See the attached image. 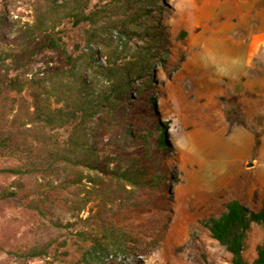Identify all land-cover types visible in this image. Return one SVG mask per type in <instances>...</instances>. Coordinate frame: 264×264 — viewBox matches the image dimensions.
<instances>
[{
  "label": "rangeland",
  "instance_id": "374dc122",
  "mask_svg": "<svg viewBox=\"0 0 264 264\" xmlns=\"http://www.w3.org/2000/svg\"><path fill=\"white\" fill-rule=\"evenodd\" d=\"M46 1L66 6L72 0ZM9 2L0 31L3 43L12 46L32 22L36 0ZM82 2L102 9L94 55L99 66L80 60L84 93L99 106L82 132L85 144L98 139L102 130L105 138L121 137L117 101L105 97L111 93L109 65L123 70L135 85L125 91L132 106L121 101L134 139L145 131L146 119L138 112L146 92L154 108L148 118L164 128L168 147L159 158V168L165 169L161 192L124 186L109 173L87 166L60 164L41 175L0 153V186L14 189L20 182L30 198L39 189L54 191L41 217L21 206H1L0 264L10 247H29L41 230L58 241L52 257L60 258L55 248L73 251L77 231L94 234L98 229L89 218L101 209L106 219L116 215L127 231L113 264H229L230 254L209 236L206 222L219 217L232 200L251 210L264 203V50L252 47L264 28V0H131L128 8L110 0ZM141 11L149 15L135 19ZM130 19L135 20L128 23ZM84 37L70 32L69 40ZM81 47L75 56L81 55ZM34 59L30 72L45 75L60 64L48 52ZM145 65L153 71H144ZM70 132L71 127H64L49 133L66 141ZM115 163L108 160L106 170ZM18 165L20 174L3 171ZM55 222L62 229L54 228ZM261 238V228L252 226L243 252L246 261L255 257ZM46 259L25 264H47ZM10 260L17 262L15 257Z\"/></svg>",
  "mask_w": 264,
  "mask_h": 264
},
{
  "label": "trees",
  "instance_id": "16d2710c",
  "mask_svg": "<svg viewBox=\"0 0 264 264\" xmlns=\"http://www.w3.org/2000/svg\"><path fill=\"white\" fill-rule=\"evenodd\" d=\"M110 1L127 4L128 8L131 0ZM8 4L9 0H0V30L7 20L5 15L10 11ZM66 4L36 0L32 22L26 23L12 46L3 43V33L0 31V153L14 156L28 170L41 175L48 168L60 164L87 166L109 173L124 186L159 192L160 179L163 178L161 173L165 171L159 168V158L164 156L168 147L163 138L164 128L160 124L155 126L148 118L154 108L153 98L146 92L140 97L143 106L138 112L141 118L146 119L145 131L141 137L134 139L130 123L125 121L126 111L121 102L127 101L132 106L125 91L134 84L123 70H115L109 65L111 93L105 97L107 100L113 97L117 101L115 114L119 117L117 125L121 137L108 135L105 138L102 130L98 139L96 137L93 143L85 144L82 132L98 112L99 106L84 93L86 87L83 86L82 63L98 65L94 59L97 52L95 40L101 28L96 26L102 9L96 3L88 7L82 0H72ZM148 15L141 11L135 14V19ZM135 19L127 22L132 23ZM70 32L85 37L74 43L69 40ZM81 45V55L75 56ZM42 52L60 58L59 66L53 67L47 75L42 71L30 72L34 58ZM150 68L145 65L144 71L152 72ZM64 127H71L66 141H58L49 133ZM153 129H159L160 133L153 137ZM109 150L113 153L111 159L107 155ZM108 160L116 162V167L111 171L106 170ZM3 171L20 174L22 166ZM9 188L0 186V208L4 204H13L41 217L45 214V204L54 200L52 189H39L36 196L30 198L20 182L16 183L14 189ZM163 191L167 192V189L163 187ZM93 215L89 219L97 223L98 229L94 234L77 231L75 236L78 242L73 251L67 248L58 252L55 248L54 252L60 258L52 257V248L58 241L51 237L49 231L41 230V235L29 247H10L6 251L7 259L2 264H25L33 258H48L45 260L47 264H113L111 258L123 247L127 231L121 229L116 215H112L113 219H106L102 209L96 210ZM254 225L261 228L262 238L256 246L255 257L248 262L243 252L248 233ZM206 226L209 236L230 254L229 264H264V203L260 209L251 210L237 200L229 201L226 210L219 217L208 219ZM53 227L62 229L56 222ZM11 257H15L17 262L11 261Z\"/></svg>",
  "mask_w": 264,
  "mask_h": 264
},
{
  "label": "crops",
  "instance_id": "0c3cea01",
  "mask_svg": "<svg viewBox=\"0 0 264 264\" xmlns=\"http://www.w3.org/2000/svg\"><path fill=\"white\" fill-rule=\"evenodd\" d=\"M252 47L254 51H256L259 47L264 50V28L262 27L260 32H258L257 36L254 37L252 42Z\"/></svg>",
  "mask_w": 264,
  "mask_h": 264
}]
</instances>
